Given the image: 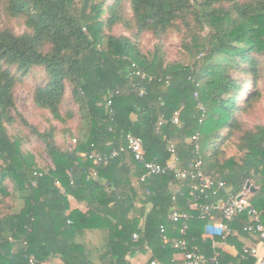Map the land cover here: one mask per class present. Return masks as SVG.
<instances>
[{
	"label": "trees",
	"instance_id": "trees-1",
	"mask_svg": "<svg viewBox=\"0 0 264 264\" xmlns=\"http://www.w3.org/2000/svg\"><path fill=\"white\" fill-rule=\"evenodd\" d=\"M122 1L129 3L138 32L159 33L186 21L181 44L197 59L168 63L160 44L144 53L129 36L106 33L121 21ZM6 9L23 17L27 30L0 29V264L52 258L61 264H130L137 253H148L146 264H176L173 255L181 250L173 242L181 238L206 264H255L238 241L253 236L261 242L245 229V212L227 221L231 232L222 236L190 204L225 198L218 181L232 194L248 182L264 225V125L241 129L236 118L258 96L256 77L239 83L229 74L232 67L243 71L241 62L255 73L252 54L264 56V0H7ZM10 66L22 74L44 68L46 81L35 88L33 101L55 120L67 117L60 105L70 87L78 116L71 146L56 143L52 124L43 132L34 129L48 167L6 127L15 120L8 113L15 84ZM244 82L250 88L241 100ZM235 132L240 155L225 156L221 145ZM128 134L140 140L144 161L189 168L199 159L213 184L200 191L167 167L145 174L127 148ZM94 155L107 160L95 162ZM69 198L83 208H71ZM173 208L189 217L170 220ZM212 213L222 219L220 211ZM218 241L235 245L236 255L216 247Z\"/></svg>",
	"mask_w": 264,
	"mask_h": 264
},
{
	"label": "rangeland",
	"instance_id": "rangeland-1",
	"mask_svg": "<svg viewBox=\"0 0 264 264\" xmlns=\"http://www.w3.org/2000/svg\"><path fill=\"white\" fill-rule=\"evenodd\" d=\"M106 3H109V0H106ZM6 8L7 0L0 2V29L7 28L16 34L25 32L27 29L23 17L11 16ZM119 10L122 14L121 21L114 24L111 28L106 27V33L129 36L144 53L152 52L155 45L160 44L164 51V59L168 63L179 61L189 64L197 59L198 56L192 55L181 44L180 33L184 29L186 21L177 20L170 28L159 33L151 31L138 32L132 19L129 3L120 2ZM252 55L256 60L255 73L244 62L240 64V68H244L243 71L233 69V67L229 68V74L235 77L239 83L248 81L254 76L256 77L254 88L258 92V96L252 100L251 106L247 109L242 108L236 112V118L241 124V129H253L257 125H264V56L254 53ZM9 69L15 77V84L13 87L14 107L8 113L15 120L12 124H7L6 127L10 134L16 133L20 136L22 148L32 152L40 166L48 167L51 165V160L44 151V141L34 133V129L38 132H43L52 124L55 128L56 143L62 148L71 146L73 143L72 139L75 137L78 116L71 101L70 87L66 85L64 98L60 105L61 113L63 115L67 114V117L64 116L65 121H58L51 117L47 109L36 106L33 101L35 88L43 85L46 81L44 68L42 66H33L23 74L18 72L13 66H10ZM249 88L250 85L244 82L238 99L242 100ZM241 103L242 101L239 102L240 105H242ZM237 135H239V132H235L221 145L225 156L232 155L237 157L240 155V151L236 146ZM7 187L11 190L12 185L10 182H7ZM8 199V203L11 204L12 201ZM17 203L13 201V207ZM98 238L97 235H89L91 240L97 241Z\"/></svg>",
	"mask_w": 264,
	"mask_h": 264
},
{
	"label": "built area",
	"instance_id": "built-area-1",
	"mask_svg": "<svg viewBox=\"0 0 264 264\" xmlns=\"http://www.w3.org/2000/svg\"><path fill=\"white\" fill-rule=\"evenodd\" d=\"M126 140L127 148L132 151L134 157L137 160L143 162L146 170L145 174L160 173L163 172L167 167L172 169L178 178H189L190 180H192L194 182L193 187L195 189H200V191H202L204 188L210 187L213 184L212 180L202 173L200 169L201 161L199 159L195 160L189 168L178 167L175 161L168 162L165 167H162L154 161H144L141 143L137 137L128 134ZM115 153L116 151H113L111 155H114ZM92 158L95 162H105L107 160V157H102L101 155H94L92 156ZM216 188L223 189L226 192L225 198H220L215 203H198L196 201L197 198L195 197L196 200H194L190 204L192 207H198L201 210L202 217L206 216L210 221H212L210 224V231L221 232L222 236L229 234L231 232V229L227 225V221L231 220L239 213L245 212L248 216L245 229L257 236V238L261 242H264V225L260 220L259 212L253 207L252 203L250 202L248 188L245 186L244 189L238 194H232L227 190L224 182L222 181L217 182ZM213 211H220L222 219L214 220V214L212 213ZM168 217L172 221H177L179 219L186 220L189 215L185 212H179L173 208L172 210H170ZM185 228L186 225H183L180 229L182 234H185ZM134 236L136 235L134 234ZM173 246L178 247L181 250L185 264H206V259L203 254L194 250L187 249L186 241L184 238L173 242ZM246 253L255 257V264H264V254L259 255L256 247H249L246 250ZM210 259L213 261L215 259V254L211 256ZM151 264H157V262L152 260Z\"/></svg>",
	"mask_w": 264,
	"mask_h": 264
},
{
	"label": "crops",
	"instance_id": "crops-1",
	"mask_svg": "<svg viewBox=\"0 0 264 264\" xmlns=\"http://www.w3.org/2000/svg\"><path fill=\"white\" fill-rule=\"evenodd\" d=\"M70 207H80L83 208L82 204L77 203L74 199L69 198ZM238 241L242 244L243 247H256L258 250L259 255L264 254V244L259 242L255 237H243L239 236ZM215 246L220 248L226 253H229L230 255H236L237 249L235 245L226 243L224 241H218L215 242ZM148 257V253H137L132 257H129L130 264H146V259ZM174 260L176 261V264H185L183 260V255L181 252H176L173 255ZM151 263V262H150ZM43 264H61V261L58 258H52ZM160 264V263H157Z\"/></svg>",
	"mask_w": 264,
	"mask_h": 264
},
{
	"label": "water",
	"instance_id": "water-1",
	"mask_svg": "<svg viewBox=\"0 0 264 264\" xmlns=\"http://www.w3.org/2000/svg\"><path fill=\"white\" fill-rule=\"evenodd\" d=\"M248 185H249V183L247 182V183H246V187H247ZM250 189L253 190V187L251 186Z\"/></svg>",
	"mask_w": 264,
	"mask_h": 264
}]
</instances>
